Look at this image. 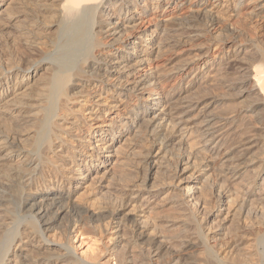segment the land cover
I'll return each mask as SVG.
<instances>
[{"label": "bare ground", "instance_id": "1", "mask_svg": "<svg viewBox=\"0 0 264 264\" xmlns=\"http://www.w3.org/2000/svg\"><path fill=\"white\" fill-rule=\"evenodd\" d=\"M244 17L264 20V0H0V264H100L70 243L90 222L114 230L115 264H264V230L245 245L235 223L264 197V47ZM204 35L197 59L164 62ZM211 79L226 91L208 92ZM176 143L193 184L170 190L156 176ZM137 147L142 178L121 166ZM212 185L215 208L201 195ZM161 204L175 214L157 223ZM201 213L236 227L206 234Z\"/></svg>", "mask_w": 264, "mask_h": 264}, {"label": "rangeland", "instance_id": "2", "mask_svg": "<svg viewBox=\"0 0 264 264\" xmlns=\"http://www.w3.org/2000/svg\"><path fill=\"white\" fill-rule=\"evenodd\" d=\"M216 14H217V18L218 21H220L221 24V32L224 35H227V24H225V21L228 20L230 18V12L228 10L225 9V7H218L216 9ZM226 25V26H225ZM240 25L244 26V28L246 29V31L254 36L255 38L258 39L259 43L264 47V20H256V19H249L247 17H244L240 20ZM190 39V40H189ZM187 40V42L184 44L183 48L180 50L179 52H174L169 48H167V50L169 49V51L166 53V55L164 56V62H165V58L168 56V58H173L174 61H177L176 64L179 62H181L182 60H195L198 58V55L201 51H203V49L206 47V44L209 43L210 41V36L209 35H204V37H193V38H189ZM11 45V44H10ZM204 46V47H203ZM13 49V52H18L16 50H18V40L12 44L10 46ZM10 48V51H12V49ZM247 49H250L249 47ZM172 52V53H171ZM176 53V54H175ZM179 53V54H178ZM249 55V54H248ZM241 56L247 57V54H242ZM167 58V60H169ZM167 63V62H166ZM226 91V88H224L223 84L220 83V80H216L215 79H211L210 80V84L206 86V90L208 92H212L214 94H220ZM239 99L236 98V96H229L226 99H224V103L222 105H220V110H227L230 108L235 107L238 103H239ZM242 103V102H240ZM248 126H250L251 128L254 127L255 125V119L251 118L249 121H247ZM249 128V127H248ZM196 141V140H195ZM195 143V142H194ZM177 145H172L171 147H174V156L166 159L164 162V167H163V171L158 172L156 176L157 180H161L159 182H162L166 188H170V190L172 188L175 187H181V188H185L188 185L193 184V182L189 180V175L193 172L195 167L189 168L186 172H181L179 170L180 168V164H179V156L184 155H188L189 156V148H185L181 145V143H176ZM139 149V150H138ZM137 150V151H136ZM140 147H137L134 152L131 150L129 152H126L125 154H123V157L121 159H123V163L121 166H123L122 168H124L125 170H130L137 175V178H142L145 171L141 168V163L139 162L140 160V155L139 152L140 151ZM184 150V151H183ZM261 152L260 156L263 157L264 156V150L260 149L259 150ZM258 151V152H259ZM131 152V153H130ZM136 152V153H135ZM183 152V153H182ZM129 153V154H127ZM135 153V154H134ZM127 154V155H126ZM125 155V157H124ZM136 155V156H135ZM173 158V159H172ZM126 161V162H125ZM140 163V164H139ZM130 167L127 168L126 166ZM121 166L119 169H121ZM127 168H125V167ZM212 174V176H210L212 183H216L217 182V173L218 170L217 169H211L210 171ZM119 185H117V189H113L110 195H106L107 197H105V200H107V202H109L107 204L110 206L109 209L114 208L113 206H118L119 204V199L120 197H118L120 195V186L118 188ZM239 187V186H238ZM236 185V189L238 188ZM90 188H93L92 190ZM97 186L96 185H88L87 186V191L84 193L89 192H94L96 191ZM217 188V185H212L209 186L208 188H206L205 190H202L201 195L210 203L209 204V208H215L216 206L213 204V201L215 199V189ZM240 188V189H239ZM238 188L237 190L232 191V197L235 196L234 198V202L231 203V209L232 208H238L239 207V203L242 200V193H241V187ZM119 190V191H118ZM83 191V190H82ZM114 191V192H113ZM236 191V192H235ZM91 192V193H92ZM114 193V194H113ZM119 194V195H117ZM166 194L163 193L161 197H163ZM113 196V197H112ZM240 201V202H239ZM106 204V201H105ZM250 204V205H249ZM162 208L161 209H156L157 211H159L158 213H155V215H153V218L157 219L162 217L163 215H174V210L168 206H163L164 204H161ZM249 206L251 208H249ZM247 209V211H246ZM249 209V210H248ZM245 210V211H244ZM156 212V211H155ZM236 218L235 221L237 220V222H235L237 224L238 228V233L241 234V232H243L242 234V242L246 245L252 244L254 242V238L256 237V234L259 233L260 230H264V197L263 198H257V197H252V200H250V202L247 205V208H239L236 211ZM160 216V217H159ZM200 219H202V223H203V227L205 229V233L209 234L211 233L212 229L214 230L216 229H220V232L222 231L223 233H226L228 230H232V228L236 227L235 223H232L233 221H229L228 223L223 221L222 226L218 225L219 222H217V218L216 219H208L206 215L204 214H200L199 215ZM155 222H160L159 219H157V221L155 220ZM231 222V223H230ZM240 222V223H239ZM218 226H217V225ZM240 224V225H239ZM129 225V226H128ZM223 225L225 228H223ZM235 225V226H234ZM217 226V227H215ZM230 226V227H229ZM84 228V227H83ZM82 228V229H83ZM125 228V227H124ZM229 228V229H228ZM241 228V229H240ZM175 229V230H174ZM131 230V225L130 223L126 225L125 231L129 233V231ZM176 228H173L171 230V232H176ZM209 230V231H208ZM241 230V231H240ZM257 232V233H256ZM114 233L113 229H110V225L107 226V224H103L102 222H97V224L95 223H91L86 225V228H84V230H78L75 233H73L71 235V239H70V243L71 245L74 247V251L81 257H83L87 262L90 263H100V264H107V260L110 258L111 259V264H115V260L112 259V257L109 256V246L112 244L110 237L112 236V234ZM224 235V234H223ZM222 235V236H223ZM221 236V237H222ZM228 237V236H227ZM225 237L224 239L221 240L222 245L220 250L221 252L224 251H228L229 248L227 245L230 244V242L228 241L229 237L227 238ZM253 239V240H252ZM230 240V239H229ZM252 240V241H251ZM226 241V242H225ZM228 241V242H227ZM264 245L262 244L261 246H259V250H262V252H264L263 249ZM228 248V249H227ZM253 258V257H252Z\"/></svg>", "mask_w": 264, "mask_h": 264}]
</instances>
